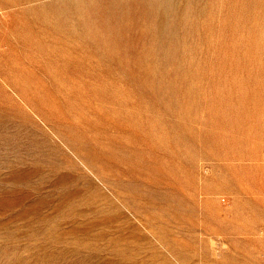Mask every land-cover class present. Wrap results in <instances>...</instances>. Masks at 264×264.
<instances>
[{"label": "rangeland", "instance_id": "374dc122", "mask_svg": "<svg viewBox=\"0 0 264 264\" xmlns=\"http://www.w3.org/2000/svg\"><path fill=\"white\" fill-rule=\"evenodd\" d=\"M0 264H264V0H0Z\"/></svg>", "mask_w": 264, "mask_h": 264}]
</instances>
